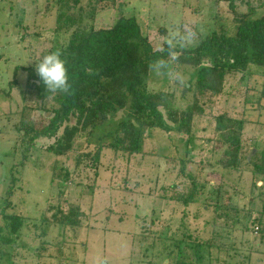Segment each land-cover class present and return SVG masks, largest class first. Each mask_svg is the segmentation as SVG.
Wrapping results in <instances>:
<instances>
[{
	"label": "rangeland",
	"instance_id": "rangeland-1",
	"mask_svg": "<svg viewBox=\"0 0 264 264\" xmlns=\"http://www.w3.org/2000/svg\"><path fill=\"white\" fill-rule=\"evenodd\" d=\"M67 1L69 10L60 8V0H0V236L11 240L9 246L0 244V264H193L187 249L180 263H174L163 249L173 248L169 245L173 239L174 243L182 242V247L201 245L202 250L211 245L215 232L225 243L231 241L232 250L217 252L207 247L202 264H264V235L257 234L256 225L251 224L260 218L264 225V182L255 186L244 164L240 171L224 174V183L214 175L198 179L196 187L203 185V189L193 203L168 200L174 196L173 183L181 182L174 189L183 193L190 185L185 178L174 179L180 164L203 167L201 160H220L225 147L214 132L217 117L226 115L246 123L243 155L262 149L264 68L250 65L253 77L249 82L245 75L226 76L222 91L208 98L202 106L203 115L192 121L190 135L179 134L176 127L168 132L149 129L141 154L103 148L97 169L88 159L76 168V159L82 154L92 155L96 147L110 141L118 124L129 118L130 99L92 130L88 142L85 137L77 138L73 152L65 158L47 152L53 140L41 138L33 147H24L23 132L19 131L21 124L41 129L49 121L44 112L34 109L35 103L24 101L27 81L20 68L30 67L50 47L54 51L66 45L70 32H55L56 24L64 21L59 23L60 14L68 19L64 25L71 26L76 20L78 26L82 18L78 12L83 8L82 25L94 28L109 24L120 14L133 17L152 49L162 52L166 44L169 48L194 45L197 34L205 36L221 26L227 36H234L230 0H107L104 6L112 10L100 12L97 18L101 21L89 23L87 7L94 0H79L74 9V0ZM261 13V9L255 11L253 18ZM160 28H165L167 35L163 36ZM175 56L153 65L140 91L173 93L177 108L189 111L191 96L183 91L192 84L196 70L187 66L175 70ZM170 159L175 162L174 169L168 168ZM64 170L70 176L65 183L56 178ZM206 182L215 186L223 183V197H230L231 206L239 211L235 226L218 222L215 229L212 225L215 202L207 205ZM54 206L65 215L78 213L79 227L56 224L52 219L58 213L51 208ZM249 211L251 219L246 223L243 216ZM11 216L22 221L16 235H10L4 223V218ZM220 241L213 240L214 244ZM216 258L218 263L213 262Z\"/></svg>",
	"mask_w": 264,
	"mask_h": 264
},
{
	"label": "trees",
	"instance_id": "trees-1",
	"mask_svg": "<svg viewBox=\"0 0 264 264\" xmlns=\"http://www.w3.org/2000/svg\"><path fill=\"white\" fill-rule=\"evenodd\" d=\"M228 2L232 20L236 26L234 36H227L221 26L218 30H211V33L205 36L197 34L194 45L177 44L175 48H169L166 44L162 52L152 49L141 26L133 17L120 14L113 17L109 24L94 28L91 24L90 26L82 25L83 8L78 12V17H82V20L77 22L78 26L76 20L71 26L64 25L68 19H63L60 14L59 23L64 21L61 25L56 24L55 32L67 34L70 32V37L64 47L54 51L59 50L66 61L71 89L69 93H60L50 92L44 88L34 71L38 59L30 67L20 68L26 74L27 81L24 101L35 103L34 109L44 112L49 118L48 123L41 129L35 128L32 124H23V126L21 124L19 131L23 132L22 145L31 148L41 138L53 140L47 152L56 158H65L73 152L77 138L85 137L88 142L92 130L106 122L109 115L123 109L128 99H130L129 118L121 121L117 129L110 134V141L96 147L92 155L87 153L79 156L76 159V168H79L84 159H88L93 169H97L103 148L123 152L126 155L141 154L144 134L152 128L168 132L171 127H176L179 134L190 135L192 121L203 115L202 106L205 102L208 103V98H213L222 91L226 76L245 75L247 76L245 79L249 82L253 77L250 65L264 68V0H230ZM78 3L79 0H74L72 9ZM106 3H108L107 0H94L92 5H88V23L101 21L97 18L98 14L112 10L104 6ZM58 4L62 9H70V3L67 0H60ZM259 9L263 10V13L258 18H253L255 11ZM159 32L163 36L167 35L165 28H160ZM51 51L53 47H50L45 54ZM175 54L172 65L175 70L183 66L196 70L192 84L187 89L184 88L191 96L189 102L192 107L189 111H181L177 108L173 93L147 94L140 91L148 79L151 67L156 63L168 61ZM261 95L264 100V90ZM182 99H185L184 95ZM245 128L246 123L242 120H234L226 115L217 117L214 132L220 135L222 148L225 147L222 154L220 153V160L214 163H210V160H201L202 162L199 163L203 167L190 162L188 165L180 164L174 179L185 178L190 181V185L184 189L186 193H183L174 189L175 185L180 187L182 183L180 182V185L173 183L171 193L174 196L168 200L182 202L184 205L193 203L200 194L199 190L203 189L201 184L200 188L196 187L198 179L214 175L223 182L224 174L240 171L242 164L248 168L245 172L251 174L255 186L257 183H263L264 144L261 150L256 148L247 156L243 155L245 147L242 145V134ZM167 165L168 168H175V162L171 159L168 160ZM56 178L65 183L69 181L70 176L64 170L60 171ZM221 182L216 186L215 183H205L209 186L208 197L210 198L207 199V205H211V200L215 202V216L212 222L215 229L218 227L216 225L218 222L224 225L232 223L235 226L240 220L237 207L230 204L231 198L223 197L224 182L222 184ZM248 204L251 205V202ZM51 208H55L58 212L52 215L56 224L70 228L79 227L78 213L69 212L65 215L58 206ZM46 213L45 209L44 218ZM243 219L246 223L249 222L251 211L247 212ZM261 222L260 218H255L251 224L256 225L254 231H258L257 234L264 235V225ZM4 223H7L10 235H16L22 226V221L17 216L5 217ZM247 229L246 227L245 230ZM215 234H213V240H221L220 242L226 248L220 242L214 244L213 240L211 245L205 246L202 250L201 245L192 243L190 246L182 247V242L174 243L171 239L173 243L169 245L174 247L171 249L166 247L163 250L168 251L167 256L171 260L174 258V263H180L186 254L184 249H187L194 259L193 262L188 259L190 263L202 264L207 247L217 252L232 250L231 241L227 244L220 234L216 232ZM219 237L220 240H218ZM0 244L9 246L11 240L9 237L0 236ZM214 261L219 262L217 258L213 259ZM211 264L214 263L211 262Z\"/></svg>",
	"mask_w": 264,
	"mask_h": 264
},
{
	"label": "clouds",
	"instance_id": "clouds-1",
	"mask_svg": "<svg viewBox=\"0 0 264 264\" xmlns=\"http://www.w3.org/2000/svg\"><path fill=\"white\" fill-rule=\"evenodd\" d=\"M34 71L48 91L70 92L71 86L68 82L66 61L59 50L51 51L38 59Z\"/></svg>",
	"mask_w": 264,
	"mask_h": 264
},
{
	"label": "water",
	"instance_id": "water-1",
	"mask_svg": "<svg viewBox=\"0 0 264 264\" xmlns=\"http://www.w3.org/2000/svg\"><path fill=\"white\" fill-rule=\"evenodd\" d=\"M188 88V86L186 87V89ZM186 89L183 91V94L185 93Z\"/></svg>",
	"mask_w": 264,
	"mask_h": 264
}]
</instances>
